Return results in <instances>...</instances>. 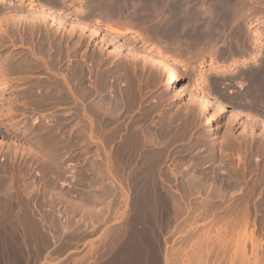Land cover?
<instances>
[{
    "label": "rangeland",
    "instance_id": "374dc122",
    "mask_svg": "<svg viewBox=\"0 0 264 264\" xmlns=\"http://www.w3.org/2000/svg\"><path fill=\"white\" fill-rule=\"evenodd\" d=\"M1 1L0 3L2 4L0 5V9L3 10L0 12V15L3 19L0 16V76L4 75L2 78L0 77V82L2 83H0V174H2L0 175V190L3 192L4 189L7 190L9 188L8 186H10V184L14 188L18 184L21 188L17 187V185L16 189L18 188V192L23 191V194L21 193L23 196L18 193L21 197L17 194L18 196H16L19 198L17 199L15 196L14 200L16 199V204L19 206L15 204L13 209H9L7 191L4 190L5 192L3 193L0 191V194H3L2 196L0 195V264H264V223L261 224L264 222V213H262L264 207V181H262L264 180L262 179L264 178V155L262 154L259 156V154H261L259 151V154L257 153L255 146L257 142L255 144V142L251 143L249 140L245 141L243 135L247 134L245 133L246 131H244V134L243 132L241 133L242 127L240 126L243 125L240 124H243L242 122L248 119L244 112L243 119H246H242V122L241 120H237V123L233 120L235 123L232 121L231 123L233 124H231L228 121L230 120L228 118L230 117V111L232 109L239 110L240 106H238V108L235 104L231 105L232 103L230 104V102L227 103L228 101H226V103L231 106L227 105L228 111L224 112L219 118L221 129L216 138V142H219L221 145L218 143V147L214 149L216 151L213 149L212 151L210 149L211 146L208 145L209 139L206 137L209 128V125L205 122L206 114L200 112L197 105L194 106L191 104L187 100V96H174V99L170 97L171 94L167 92L164 86V75L158 70V67L152 64H150L151 66L146 64L143 58H140V61L139 59H135V61L128 53L118 54L114 51L113 45H111L109 49H103L97 39L90 35L88 36V33L83 30H80V32L78 28L75 33L70 34L72 36H70L71 38L69 37L70 39L68 40V36L64 35L66 32H69L67 28L60 30L47 21L48 23L41 27L42 31L46 30L43 32L45 34L43 36V34L40 33L41 30L37 27L38 21L30 22L29 20L32 15L30 11L34 9L33 11L41 12L42 8L43 11H47L50 4L53 8L50 6L51 8L49 10L56 11L59 9V12H53L58 18L64 13L65 16L63 15L60 19L65 20L67 23H69V21L71 23V21L73 22L75 19L79 18L81 20L82 17V21H84V13H81V11H85V6H83L85 0H61L62 3L60 0H57V2L59 1L57 4L55 0L54 2L52 0L49 4L47 3L50 2V0H42L43 3L41 0H31V2H29L30 0ZM5 2H7V4ZM80 2H82V4ZM59 3L61 5H58ZM10 4L15 5V12L18 16L16 19H19V16L22 17H20V21L17 20L19 23L16 20H14V22L11 21V27L13 23L16 24L13 25V35L9 38L8 34L11 33L12 28H8L10 27L8 23L10 21H8V19L6 20L5 17H8L10 11L5 7ZM19 4L23 7H20ZM31 4L32 6H30ZM18 6L21 9L18 8ZM27 6H30L31 9ZM82 7L83 9H81ZM4 8L6 10H4ZM78 9L79 11L77 14L76 11ZM69 13L71 14L69 15ZM26 15H29V18ZM66 17H68L67 20L65 19ZM23 19L26 20L21 21ZM97 20H99L97 16L92 18V20L88 22L90 23L89 26H95ZM28 21L30 23L26 25L25 23ZM95 21L96 23H93ZM7 23L8 25L6 26L5 24ZM31 23H35L34 25L36 26ZM102 26L104 28L106 25L102 24L101 28ZM35 27L38 31L35 30ZM44 27H51V29H44ZM31 28H33V32H31ZM138 29L140 28L138 27ZM53 30H56V32ZM82 33L85 36L81 35ZM104 33L109 34L105 35L108 39L109 36L110 40L114 38L110 30L102 29L101 34L104 35ZM76 34H78V37ZM52 35L54 36L52 37ZM130 35H134V33L125 34L123 37L116 39V41L119 40L122 42L123 40L126 46H134L135 43L133 39L135 37L129 40ZM41 36H43L42 38H45L46 41L48 40L43 44L47 50L39 43L43 41ZM45 36H48V38ZM65 39L67 40L65 41ZM263 39L264 38L261 40L263 41ZM56 41L58 43H56ZM131 41L133 43H131ZM32 42L34 44H32ZM48 42H52L54 46L51 45L54 48L51 46V49L49 46L50 43ZM65 42L67 44L64 46ZM73 42L77 44L75 45L76 47ZM47 43L49 47H46ZM60 44L62 47L59 46ZM37 46L41 47L38 48ZM70 46L71 48H69ZM151 46V44L145 46L146 50L144 49L142 52L144 53L149 50ZM41 48H43L44 51H42ZM34 50L37 51V53H35ZM48 50H50V52H48ZM157 50L158 48L153 50L154 53L152 52L155 56L157 54L155 51L157 52ZM52 51L54 53H52ZM15 52L17 55L19 53V55L17 56ZM42 54L44 56H42ZM11 55H13L15 59ZM54 56H57L58 59ZM5 57L9 59H5ZM35 58H37V60ZM170 63L174 66L178 63L176 66L179 67V71L185 73L189 70L191 74V63H186L185 59H170L169 64ZM205 63H207V61L192 67L195 71H198L197 69L205 71L210 67L206 66ZM201 64L203 66H201ZM217 68L214 67L211 74L214 75L216 72L218 74L219 72L216 71ZM230 68L240 69L241 67L233 66ZM214 71L216 72L214 73ZM189 73L184 75L183 82L187 85L188 91L190 90L189 93L194 91L193 94H197L198 90L194 88V79H191ZM208 75L210 74H205L202 79L203 83L207 84L204 85L200 83L203 90L201 92L199 91L197 96L207 94L211 100H213V97L221 98L209 91V87L207 86L209 81ZM4 76L7 80L4 79ZM2 79L4 82H2ZM232 88H234V86ZM203 91H209L210 93L203 94ZM34 92L36 93L32 94ZM62 94L64 95L63 99ZM33 95H35V97L37 95V97L35 98ZM58 96L61 97L59 98ZM10 102L12 105L8 104ZM12 110L16 112L13 113ZM76 111L77 113H73ZM5 112L6 114H4ZM61 114L65 115L61 116ZM77 114L79 115L77 116ZM74 115L76 117H71ZM70 117L71 119H69ZM12 118L14 120H12ZM73 118L77 123V131H75L73 127ZM8 119H10V121ZM246 122H244V124H246ZM41 126H44V128ZM36 129L37 131H35ZM60 129H64L65 131ZM68 129H70V131ZM41 130L46 133L43 131L40 132ZM24 131L25 133L27 132L28 135L27 133L25 134ZM229 132L231 133L228 135V139L227 134H229ZM60 136L61 138L59 140ZM233 137L235 139L238 138L236 140L239 142L237 141V143L236 140H233ZM239 137H242V140ZM53 140H55V142ZM58 141L59 143H57ZM229 141L230 143H228ZM242 142H244L246 146L244 143L242 144ZM226 143L231 145L228 146ZM225 144L227 146H225ZM56 145L58 148L62 147L64 151L63 149H58ZM207 145L208 147H206ZM232 145L238 146V148ZM247 145L251 146L247 147ZM39 146L42 148L40 149ZM50 146H53V148L51 147L52 150H50ZM225 147L229 148L227 149ZM36 148L38 153H36ZM224 148L227 152L223 150ZM53 150L54 152L57 151L58 154L63 157L61 160L59 155L61 163L64 165H62V167L65 168V170L63 168L65 174L62 172L64 175L62 178L64 180H61L63 183L58 182L57 184L59 186L58 189L60 188L62 198H59L54 194L55 192H52L54 189L50 191L51 193L48 192L49 194H46L48 198L44 197L46 196L45 193L44 195L42 193L45 192L44 177L41 174L42 170H44L43 164H45L43 156L53 158L52 155H47L53 154ZM104 150L107 156L109 154L111 155L108 157L111 159L113 158L112 160L109 158L111 161H108V157H105L106 153ZM224 151L227 154L223 153ZM213 152H215L216 155ZM238 152L244 156H241ZM37 154L42 155L39 157H41L40 160L43 163L38 161L39 159H33L39 158L34 157V155L37 156ZM125 155L127 156L125 157ZM121 157H123V159ZM130 157L131 159H129ZM259 158L262 159L260 160ZM31 159H33L35 163ZM256 159L257 162H255ZM129 160L130 163H128ZM149 160L152 161V164ZM240 161H242V163ZM110 162L112 164H110ZM249 162L254 166L258 163V166L256 165L254 169V166ZM246 163L248 166L245 167ZM111 167L115 171H112ZM119 167H121L122 170ZM8 168V173L10 174L6 173ZM40 169L42 170L40 171ZM109 170H111V172ZM17 172H19L20 175ZM248 172L249 174H247ZM197 173L199 175H197ZM239 173H241V175ZM8 175L10 179L11 177L14 179L12 178V180H10L6 178ZM196 176L198 181L195 179ZM132 178L136 179L133 180ZM37 179H39L41 183H39V181L37 182ZM30 180L31 182L34 181V187L33 183H30ZM242 181L243 185L241 184ZM5 182H7V184L10 183L6 185ZM261 182L263 184H261ZM23 183L26 188L23 186ZM4 186L8 188H4ZM251 186H253V188H251ZM29 187H33L34 189H29ZM27 188L31 190L29 193L26 192L28 191ZM216 191L220 194L215 193ZM35 192L38 194H35ZM248 193L250 194L248 195ZM26 194H30L28 195L29 199L25 198L27 196ZM32 194L35 197L31 196ZM41 194L43 196H41ZM51 194H53V196ZM55 195L56 198L54 197ZM44 198H46L45 201L43 200ZM54 198L56 200H54ZM249 198H252V200ZM34 202H36V204H34ZM54 203L56 207L54 206L55 208L53 209L50 206L54 205ZM37 204L39 206H37ZM259 205H263V207Z\"/></svg>",
    "mask_w": 264,
    "mask_h": 264
},
{
    "label": "bare ground",
    "instance_id": "6f19581e",
    "mask_svg": "<svg viewBox=\"0 0 264 264\" xmlns=\"http://www.w3.org/2000/svg\"><path fill=\"white\" fill-rule=\"evenodd\" d=\"M1 1V0H0ZM9 1V0H8ZM36 1V0H35ZM42 1V0H41ZM51 1L52 0H50V2H48L47 4H49V3H51ZM56 2V4L59 2H57V0H55ZM61 1V0H60ZM64 1V0H63ZM78 1V0H77ZM174 1V0H173ZM178 1V0H177ZM181 1V0H180ZM185 1V2H184ZM182 0V3L183 4H180V6H176V5H173V6H171L169 3H167V1L166 0H85V2H84V4H83V6H85L84 8H85V11L84 12H82L81 11V9H83V7L80 9V11H81V13H84V21H82L83 20V17L81 18V20H80V18L79 19H75L73 22L71 21V23H70V21H69V23H67L65 20H63V19H60L63 15H64V13H63V15L61 16L60 14V18H58V16H56L55 15V13L54 12H57L58 10H56V11H50L49 9L52 7L50 4H49V8L47 9V11H43V8L41 9L42 11L41 12H36V11H30V12H32V13H30V14H32L31 15V19L28 17L29 15H26L28 18H29V20H30V22L32 21V22H37L38 21V26L37 27H39V30H41V32L40 33H42L43 34V36L45 35L43 32H45L46 30H44V31H42V29H41V27L43 26V25H45L46 23H48V22H50V24L52 25V26H55L56 28H58V29H66L67 28V30L69 31L68 33H69V35H68V33L66 32V34H64V35H67L68 36V40L71 38L70 36H72V35H70V34H73V33H75L78 29H79V31L80 30H83V31H85V32H87L88 33V36L90 35L91 37H93V38H95V39H97V41L100 43V46L103 48V49H109L110 48V46L111 45H113V49H114V51H116L118 54L119 53H128L129 55H130V57L132 58V59H139V61H140V58H143L144 60V62L146 63V64H152V65H155L156 67H158V70H160L161 72H162V74L164 75V78H165V81H164V86H165V89L167 90V92H169L171 95H170V97H172L173 99H174V96H184V97H186L187 96V100L191 103V104H193L194 106L195 105H197L198 107H199V110H200V112H202V113H205L206 114V120H205V122L207 123V125H209V128H208V131H207V138L209 139V144L208 145H210L211 147H210V149L212 150H214V149H216V147H218L217 146V144L219 143H217L216 142V138H217V136H218V134H219V131H220V129H221V125L219 124V118L224 114V112H226V111H228L227 110V103H229V102H227L226 103V101H224L223 99H221V98H214L213 97V100H211V98L207 95V94H205V93H208V92H205V91H203V94H205V95H199V96H197V94L199 93V91L201 92L202 90H203V88L201 87V84L203 83V81H202V79L204 78V76H205V74H210L211 75V72H212V69L214 68V67H219V68H217L216 69V71H218L219 73L217 74V72L216 71H214V73L216 72V76L215 77H213V76H211V77H213L211 80L213 81V83H215V84H212V85H218L223 79L225 80V78H226V80L229 78V76H228V78L227 77H225V76H227L226 75V73H230V71L231 72H233V68H230V67H235V66H240L241 68L239 69L240 71L238 72V70H237V75L240 77V81H237V80H235V81H237V84H238V87L237 88H239L238 90H237V88L236 89H234L235 91H237L238 92V94H236V95H238V97H239V99L241 100V104L239 105L240 106V108H239V110H237V109H232L230 112V117H228L230 120H228L229 121V123H231L233 120L234 121H236L237 122V120H241V122H242V119H243V116H244V113L246 114V116H247V118L248 119H246V121H244V122H246V124H244V122H242L243 124H240V125H243V126H240V127H242V130H241V133L243 132V134H244V131H246L245 133H247V134H244L243 135V137L245 138V141H247V140H249V142H255V144H256V142H257V144L255 145L256 146V149H257V153H258V151L261 153V154H259V156H261L262 154L264 155V64H263V61L261 62L262 63V65H256V66H245L246 64H248L249 62H257V55H258V51L256 50V47L258 46V45H260V44H262V36H264V33L262 32V31H259L257 28V30L255 29V27H257V26H255L254 27V25H252L253 23H251L252 21V19L250 20L251 22L250 23H248L249 21H248V19H249V15L250 14H248V12H247V8L248 7H246L245 6V4H243L242 3V1H244V0ZM246 1V0H245ZM256 1H258V0H256ZM264 0H259L258 1V7H256V6H254V7H256V8H258L259 9V11H257L255 14H257V16H258V18H260V19H262V20H264V2H263ZM1 2H3V0L1 1ZM10 2V1H9ZM8 2V3H9ZM29 2H31V0L29 1ZM40 2V1H39ZM45 2H47V1H45ZM44 2V3H45ZM53 2H54V0H53ZM71 2V1H70ZM74 2V1H73ZM83 2V1H82ZM82 2H80L81 4H82ZM170 2V1H169ZM171 2H172V0H171ZM170 2V3H171ZM6 4H7V2H5ZM12 3V2H11ZM21 3V2H20ZM36 3V2H35ZM42 3H43V1H42ZM61 3H62V1H61ZM177 3V2H176ZM247 3V2H246ZM256 3V2H255ZM2 3H0V5H1ZM16 4H17V2H16ZM23 4V3H22ZM33 4V3H32ZM32 4L30 5V6H32ZM54 4V3H53ZM76 4H78V3H76ZM173 4V3H172ZM250 4V3H249ZM253 4V3H252ZM257 4V3H256ZM4 5V4H3ZM20 5V4H19ZM25 5V4H24ZM46 5V4H45ZM55 5V4H54ZM58 5H61L60 3L58 4ZM57 5V6H58ZM67 5V4H66ZM68 5H69V3H68ZM71 5V4H70ZM72 5H73V3H72ZM248 5V4H247ZM255 5V4H254ZM30 6L28 7V8H30ZM42 6V5H41ZM46 6H48V5H46ZM51 6V7H50ZM79 6V5H78ZM250 6H251V4H250ZM17 7V6H16ZM20 7H23V6H21L20 5ZM19 6H18V8H20ZM44 7V6H43ZM59 7V6H58ZM65 7V6H64ZM63 7V8H64ZM67 7V6H66ZM253 7V8H254ZM2 8H3V6H2ZM5 8H7V9H9L8 11H10L9 13H8V17H5L6 18V20L8 19V21H10V22H8L9 24H10V27H8V28H12L11 29V33L10 34H8L6 31V33L9 35L8 37L10 38L12 35H13V30H14V28H13V25L14 24H16V23H13L12 24V27H11V21H13L14 22V20H19V19H21L20 17H22V16H19V19H16V18H18V16L16 15V12H15V5H6V7ZM4 8V10H6ZM33 8V7H32ZM45 8V7H44ZM53 8V7H52ZM54 8H55V6H54ZM62 8V9H63ZM73 8H74V6H73ZM76 8H79V7H76ZM21 9V8H20ZM24 9V8H23ZM22 9V10H23ZM27 9V8H26ZM31 9V8H30ZM46 9V8H45ZM44 9V10H45ZM57 9V8H56ZM3 9H0V12L2 11ZM22 10H21V12H22ZM25 10V9H24ZM28 10V9H27ZM36 10V9H35ZM49 10V11H48ZM70 10V9H69ZM246 10V11H245ZM255 10V9H254ZM60 11V10H59ZM58 11V12H59ZM62 11V10H61ZM66 11V10H65ZM76 11V10H75ZM78 11H79V9L76 11V13L78 14ZM248 11H251L252 12V9L250 10H248ZM18 12V11H17ZM2 13H4V12H2ZM1 13V14H2ZM25 13H26V11H25ZM27 13H28V11H27ZM67 13V12H66ZM71 13H72V11H71ZM71 13H69V15L71 14ZM95 13H97L98 15H96ZM250 13V12H249ZM5 14V13H4ZM4 14H2V15H4ZM18 14V13H17ZM56 14H58V13H56ZM68 14V13H67ZM80 14V13H79ZM252 14V13H251ZM254 14V13H253ZM254 14V15H255ZM6 15H7V13H6ZM19 15V14H18ZM22 15V14H21ZM1 16V15H0ZM5 16V15H4ZM24 16V15H23ZM26 16H25V18H26ZM65 16V15H64ZM67 16V15H66ZM78 16V15H77ZM80 16V15H79ZM95 16H97V17H99V20H97V24L95 25V26H93V27H90L89 26V24L90 23H88V22H90L91 20H92V18H95ZM250 16H252V15H250ZM2 17V16H1ZM256 17V16H255ZM24 18V17H23ZM67 18L68 17H66L65 19L67 20ZM70 18V17H69ZM1 19V18H0ZM2 19H3V17H2ZM27 19V18H26ZM25 19V20H26ZM24 19L23 20H21V21H25ZM94 20H96V19H94ZM257 20V19H256ZM3 21H5V20H3ZM15 21V22H16ZM20 21V20H19ZM19 21H17L18 23H19ZM48 21V22H47ZM86 21V22H85ZM2 22V21H1ZM7 22V21H6ZM29 21L27 22V23H25L26 25H29V23H30ZM255 22V21H254ZM262 23L264 22V21H261ZM8 23L7 24H5L6 26L8 25ZM93 23H96V21L95 22H93ZM3 24V23H2ZM31 24H33V23H31ZM35 24V23H34ZM33 24V25H34ZM102 24H105L106 26L103 28V26H102V28H101V25ZM142 24H144V25H148V24H150L149 26H150V29L152 28V31L154 32V34L155 35H153V37L154 36H156L157 37V34L159 33H165V34H167L169 37H170V40H169V42H171V43H173L175 40H177V39H181L180 37H182V39L184 40V38L183 37H186V38H188V39H190L191 40V43H193V44H196L197 46H199L200 47V49H209V51H211V53L209 52V53H207L208 55L209 54H211L210 56L211 57H213V53H212V51H214L215 52V50L217 51L218 49H217V42L218 41H220L223 37H225V38H227L226 36L228 35V37L229 36H231V35H233L234 36V34L232 33V34H230L229 35V33L232 31V32H234L235 33V36L233 37L234 38V40L236 41L235 43V45H237V43H239L238 45H240V39H241V36L243 37L242 38V41L241 42H243V43H245V41H249V43L253 46V47H249L248 49H250V48H254V50H253V52H251L250 51V53H248L247 52V54H245L246 53V51H242L244 54H242V55H240V56H238V57H235V56H233V57H230V58H227V60H225L224 61V65H222V66H212V65H214L213 64V61L215 62V60H213V58H211L213 61H211V63H209L211 66L209 67V70L208 71H201L200 69H197L198 71H195V69L193 68V67H191V74L189 73V70H187L185 73L183 72H181V71H179V67H177L176 65L178 64H176L175 66L174 65H172L171 63L169 64V61H170V59L171 58H169L170 57V55H172L173 53H171V50H170V48H169V46H168V48H169V50H170V53H168L169 52V50L167 49V46H166V44H164L163 42H164V40L166 41V39H164V37H162L163 36V34H161L162 36L160 37H158V38H154L155 39V44H157L158 45V50H157V52L155 51V53H157L156 54V56L153 54L154 52H153V50H156L157 48L156 47H154V46H152L149 50H147V51H145L144 53L142 52L144 49H145V46L148 44V42L149 41H154V40H152V38L150 37V36H147L146 34H144L142 31H140V29H138V26H140V25H142ZM245 24H246V26H245ZM255 24H257V23H255ZM0 25H1V23H0ZM32 25V26H33ZM48 25V24H47ZM92 25V24H91ZM3 26V25H2ZM1 26V27H2ZM34 26H36V25H34ZM34 26H33V28H34ZM50 26V25H49ZM149 26H147V27H149ZM4 27V26H3ZM21 27V26H20ZM140 27H143V25L142 26H140ZM139 27V28H140ZM4 28H6V27H4ZM3 28V29H4ZM33 28H31L32 30H31V32H33ZM48 28H50L51 29V27H44V29H48ZM78 28V29H77ZM144 28V27H143ZM253 28L255 29V30H253ZM258 28H259V26H258ZM1 29V28H0ZM3 29H2V31H3ZM16 29V28H15ZM52 29H53V27H52ZM55 29V28H54ZM102 29H104V30H110V32L113 34V39L112 40H110V36H109V39L107 38V37H105V35L107 34H105L104 33V35H102L101 34V30ZM259 29H261L262 30V28L260 27ZM6 30V29H5ZM29 30V29H28ZM35 30H36V27H35ZM263 30H264V28H263ZM36 31H38V30H36ZM54 31V30H53ZM58 31V30H57ZM147 31H150V30H147ZM152 31L149 33V34H151V36H152ZM9 32V31H8ZM30 32V31H29ZM50 32V31H49ZM54 32H56V30L54 31ZM81 32V31H80ZM146 32V31H145ZM15 33V32H14ZM19 33V32H18ZM18 33H17V35H18ZM52 33V32H51ZM64 33V32H63ZM128 33H134L135 35H137L138 36V38H134L133 39V42L135 43L134 44V46L132 45V46H126V44H124L123 43V40H122V42L121 41H116V39H118V38H121V37H123L125 34H128ZM1 34V33H0ZM5 34V33H4ZM26 34H28V33H26ZM33 34V33H32ZM36 34V33H35ZM37 34H38V32H37ZM48 34V33H47ZM52 34H54V33H52ZM148 34V35H149ZM158 34V35H159ZM164 34V35H165ZM226 34V35H225ZM3 35V34H2ZM15 35V34H14ZM23 35V34H22ZM77 35V37H78V34H76ZM81 35H84L83 33L81 34ZM107 35H109V34H107ZM244 35V36H243ZM29 36H30V34H29ZM40 36V35H39ZM43 36H41V39H43V41L42 42H39V43H41V45H43V44H45L47 41H46V39L45 38H42ZM54 35H52V37H53ZM85 36V35H84ZM132 36V35H131ZM131 36H129V37H131ZM3 37V36H2ZM7 37V38H8ZM14 37V36H13ZM46 37V36H45ZM55 37H56V35H55ZM64 37V36H63ZM70 37V38H69ZM165 37H166V35H165ZM168 37V38H169ZM232 37V36H231ZM35 38V37H34ZM37 38V37H36ZM46 38H48V36L46 37ZM65 38V37H64ZM159 38H163L164 40H163V44L165 45V47H166V49L164 48V50H168V56L164 53V50L162 49L163 47H164V45H161V40L159 39ZM167 38V37H166ZM185 38V41L187 40ZM6 39V38H5ZM12 39V38H11ZM33 39V38H32ZM53 39V38H52ZM60 39H61V37H60ZM63 39V38H62ZM78 39V38H77ZM80 39H82V38H80ZM171 39H172V41H171ZM230 39V38H229ZM232 39V38H231ZM8 40V39H7ZM15 40V39H14ZM24 40V39H23ZM35 40V39H34ZM40 40V39H39ZM67 39H65V41H66ZM76 40V39H75ZM113 40H115V41H113ZM125 40V39H124ZM129 40H132L131 38L129 39ZM142 40V41H141ZM264 40V39H263ZM1 41V40H0ZM127 41V40H126ZM140 41H141V43H140ZM181 41V40H180ZM179 41V42H180ZM188 41V40H187ZM224 41V40H223ZM228 41V40H227ZM227 41H225L224 43L226 44V45H228L226 42ZM230 41V40H229ZM228 41V42H229ZM10 42V41H9ZM21 42V41H20ZM54 42V41H53ZM78 42V41H77ZM80 42V41H79ZM132 41H131V43H133ZM179 42H176V44L177 43H179ZM230 42H232V40L230 41ZM48 43H50V42H48ZM47 43V45H46V47H49L50 46V48H51V46L53 45V43L51 42L50 43V45ZM56 43H58L57 41H56ZM60 43V42H59ZM64 43V42H63ZM72 43V42H71ZM130 43V44H131ZM138 43H140V44H138ZM167 43V42H166ZM181 43H182V45H183V42L181 41ZM181 43H180V45H181ZM191 43H189V45L191 46L192 44ZM209 43H213V44H209ZM217 43V44H216ZM222 43V42H221ZM223 43V44H224ZM233 43H234V41H233ZM243 43H241V44H243ZM5 44V43H4ZM3 44V45H4ZM9 44V43H8ZM26 44V43H25ZM32 44H34L33 42H32ZM52 44V45H51ZM55 44V43H54ZM67 43L65 42V44H64V46L66 45ZM73 44H74V42H73ZM129 44V43H128ZM168 44V43H167ZM184 44H185V42H184ZM187 45H188V43H186ZM246 44H247V42H246ZM12 45V44H11ZM30 45V44H29ZM39 45V44H38ZM49 45V46H48ZM63 45V44H62ZM75 45H77L76 43L74 44V46ZM174 45H175V43H174ZM179 44H177L176 46H178ZM195 45V46H196ZM222 45V44H221ZM220 45V47H222V49H223V47H225L226 45H223V46H221ZM231 45H232V43H231ZM243 45H245V44H243ZM263 45V44H262ZM1 46H2V43H1ZM19 46V45H18ZM36 46V45H35ZM44 46V48H45V45H43ZM42 46V47H43ZM54 46V45H53ZM52 46V48H54ZM59 46H61V44L59 45ZM68 46V45H67ZM163 46V47H162ZM176 46H174V47H176ZM184 47H185V45H183ZM190 46L189 47H187L186 49L189 51V49L188 48H190ZM247 47L249 46L248 44L246 45ZM246 46L244 47L245 49H246ZM38 47V46H37ZM39 47H41V46H39ZM38 47V48H39ZM62 47V46H61ZM76 47V46H75ZM172 47V46H171ZM183 47V48H184ZM192 47V46H191ZM198 47V48H199ZM219 47V48H220ZM236 47V46H235ZM3 48V47H2ZM34 48V47H33ZM33 48H32V50H33ZM36 48V47H35ZM49 48V49H50ZM51 48V49H52ZM65 48V47H64ZM69 48H71V46L69 47ZM156 48V49H155ZM198 48H194L195 50H197ZM228 48H229V46H228ZM233 48V47H232ZM240 48H242V47H240ZM244 48H242V49H244ZM261 48V47H260ZM37 49V48H36ZM42 49V51H44L43 50V48H41ZM46 49V48H45ZM66 49V48H65ZM68 49V48H67ZM73 49V48H72ZM77 49V48H76ZM79 49V48H78ZM175 49V48H174ZM176 49H178V48H176ZM185 49V50H186ZM193 49V47L191 48V52L194 50H192ZM222 49H219V50H222ZM225 49H226V47H225ZM237 49V48H236ZM235 49V50H236ZM10 50V49H9ZM21 50V49H20ZM47 50V49H46ZM53 50H55V49H53ZM60 50H62V49H60ZM64 50V49H63ZM146 50V49H145ZM186 50V51H187ZM199 50V49H198ZM239 50V49H238ZM238 50H236V51H238ZM16 51V50H15ZM26 51V50H25ZM41 51V50H40ZM66 51V50H65ZM65 51H64V53H65ZM73 51V50H72ZM174 51V50H173ZM172 51V52H173ZM176 51V50H175ZM174 51V52H175ZM185 51V52H186ZM202 51V50H201ZM201 51H198L197 53H195V52H193L192 54V56H191V59H189V60H187L186 61V63H188L190 60H192L191 62L193 63V59L196 61V62H200V63H202L203 62V60H204V58H205V54L203 53V52H201ZM225 51V50H224ZM224 51L222 50V52L224 53ZM227 51H230V50H228L227 49ZM234 51V50H233ZM235 51V52H236ZM2 52V51H1ZM21 52V51H20ZM34 52L35 53H37V51H35L34 50ZM48 52H50V50H48ZM47 52V53H48ZM60 52V51H59ZM63 52V51H62ZM66 52H68V51H66ZM70 52V51H69ZM153 52V53H152ZM166 52V51H165ZM178 52H179V50H178ZM178 52H175V53H178ZM182 52H183V50H182ZM208 52V51H207ZM240 52V51H239ZM263 52H264V47H263ZM16 53V52H15ZM31 53V52H30ZM44 53V52H43ZM52 53H54L53 51H52ZM75 53V52H74ZM174 53V54H175ZM187 53V52H186ZM189 53V52H188ZM231 53H232V51H231ZM9 54V53H8ZM26 54V53H25ZM32 54H33V52H32ZM40 54V53H39ZM63 54V53H62ZM69 54V53H68ZM170 54V55H169ZM229 54H230V52H229ZM233 54V53H232ZM239 54V53H238ZM261 54V53H260ZM259 54V55H260ZM264 54V53H263ZM5 55V54H4ZM15 55V54H14ZM16 55H17V53H16ZM18 55H19V53H18ZM17 55V56H18ZM38 55V54H37ZM48 55V54H47ZM50 55H52V54H50ZM56 55V54H55ZM186 55V54H185ZM215 55H216V53H215ZM219 55V57L221 58V56L222 55H220V52H219V54L217 53V56ZM233 55H235V54H233ZM237 55V54H236ZM262 55V54H261ZM7 56V55H6ZM12 57H14L13 55H11ZM20 56H22V55H20ZM35 56V55H34ZM42 56H44L43 54H42ZM58 56V55H57ZM57 56L55 57V58H57ZM66 56V55H65ZM172 56H174V55H172ZM171 56V57H172ZM181 56V55H180ZM189 56H190V53H189ZM207 56V55H206ZM216 56V58L218 59V57ZM224 56H225V54H224ZM224 56H222V57H224ZM227 56H228V54H227ZM3 57V56H2ZM9 57V56H8ZM8 57H5V59L6 58H8ZM28 57V56H27ZM30 57H31V55H30ZM39 57H40V55H39ZM47 57V56H46ZM53 57V58H54ZM67 57V56H66ZM176 57V56H175ZM175 57H172V58H175ZM181 57H183V56H181ZM263 57V56H262ZM4 58V57H3ZM45 58V57H44ZM49 58V57H48ZM61 58V57H60ZM70 58H72V57H70ZM177 58H179V57H177ZM185 58H187V57H185ZM184 58V59H185ZM190 58V57H189ZM208 58V57H207ZM4 59V60H5ZM9 59V58H8ZM14 59H15V57H14ZM13 59V60H14ZM19 59V58H18ZM36 60H37V58H35ZM43 59V58H42ZM58 59V58H57ZM64 59V58H63ZM67 59H68V57H67ZM188 59V58H187ZM206 59V58H205ZM215 59V58H214ZM12 60V61H13ZM22 60V59H21ZM28 60H30V59H28ZM56 60V59H55ZM60 60V59H59ZM133 60V61H134ZM172 60V59H171ZM223 60V59H222ZM261 60H263V58L261 59ZM7 61V60H6ZM6 61H4V62H6ZM9 61V60H8ZM23 61V60H22ZM32 61V60H31ZM136 61V60H135ZM142 61V60H141ZM10 62H11V60H10ZM26 62V61H25ZM34 62H35V60H34ZM46 62V61H45ZM49 62V61H48ZM47 62V63H48ZM58 62V61H57ZM191 62H189V64L191 63ZM198 62V63H199ZM216 62H218V61H216ZM16 63H17V61H16ZM21 63H23V62H21ZM43 63V62H42ZM46 63V64H47ZM58 63H60V62H58ZM58 63H57V65H58ZM219 63V62H218ZM217 63V64H218ZM258 63V62H257ZM7 64V63H6ZM6 64H5V66H6ZM45 64V65H46ZM51 64H53V63H51ZM56 64V63H55ZM76 64V63H75ZM144 64V63H143ZM145 64V65H146ZM194 64H195V62H194ZM220 64H221V61H220ZM222 64H223V61H222ZM9 65V64H8ZM7 65V66H8ZM37 65V64H36ZM73 65H74V63H73ZM144 65V66H145ZM172 65V66H171ZM180 65V64H179ZM216 65V64H215ZM13 66V65H12ZM29 66V65H28ZM32 66V65H31ZM151 66V65H150ZM17 67V66H16ZM15 67V68H16ZM24 67V66H23ZM53 67V66H52ZM60 67V66H59ZM75 67V66H74ZM35 68H36V66H35ZM4 69V68H3ZM11 69V68H10ZM72 70V69H71ZM214 70V69H213ZM235 70V71H236ZM3 72V71H2ZM15 72V71H14ZM45 72V71H44ZM72 72H73V70H72ZM158 72V71H157ZM4 73V72H3ZM2 73V74H3ZM17 73V72H16ZM74 73V72H73ZM189 73V75H191V79L193 78L194 79V83H195V87L194 88H196L197 90H198V93L197 94H193V92L192 93H189V91H188V89H187V85L183 82V78H184V75L185 74H188ZM75 74H77V73H75ZM234 74H236V72H234L233 73V75ZM4 75V74H3ZM2 75V76H3ZM213 75V74H212ZM225 75V76H224ZM2 76H0L1 78H2ZM209 76V75H208ZM225 77V78H222V77ZM232 76V75H231ZM8 77V76H7ZM75 77V76H74ZM157 77V76H156ZM236 77V76H235ZM12 78V77H11ZM31 78V77H30ZM46 78V77H45ZM53 78V77H52ZM78 78V77H77ZM208 78V77H207ZM209 78H210V76H209ZM4 79H5V76H4ZM57 79V78H56ZM192 79V80H193ZM206 79V78H205ZM232 79H236V78H232ZM238 79V78H237ZM3 80V79H2ZM5 80H7V79H5ZM61 80V79H60ZM209 80V79H208ZM186 81V80H185ZM207 81V80H206ZM228 81V80H227ZM2 82H4V80L2 81ZM12 82V81H11ZM47 82V81H46ZM79 82V81H78ZM210 82V81H209ZM223 82V81H222ZM233 82V81H232ZM1 83V82H0ZM7 83V82H6ZM5 83V84H6ZM57 83V82H56ZM201 83V84H200ZM224 83V82H223ZM2 84V83H1ZM5 84H4V86H5ZM30 84V83H29ZM61 84V83H60ZM204 84V83H203ZM207 83H205L204 85H206ZM210 84V83H209ZM209 84L207 85V86H209ZM224 84H226V83H224ZM229 84V83H228ZM37 85V84H36ZM43 85V84H42ZM41 85V86H42ZM77 85V84H76ZM231 85V83L229 84V86ZM232 85H234V83L232 84ZM231 85V86H232ZM1 86V85H0ZM60 86V85H59ZM203 86V85H202ZM230 86V88H232ZM237 86V85H236ZM50 87V86H49ZM101 87V86H100ZM235 87V86H234ZM1 88V87H0ZM3 88H5V87H3ZM31 88V87H30ZM33 88V87H32ZM41 88H43V87H41ZM46 88V87H45ZM59 88V87H58ZM216 88V87H215ZM215 88H213L214 90H215ZM227 88V87H226ZM12 89V88H11ZM24 89H26V88H24ZM23 89V90H24ZM35 89V88H34ZM33 89V90H34ZM44 89V88H43ZM47 89V88H46ZM61 89V88H60ZM190 89V88H189ZM209 89H210V87H209ZM212 89V88H211ZM217 90H218V88H216ZM222 89V88H221ZM225 89V88H224ZM228 89H229V87H228ZM232 89V90H233ZM18 90V89H17ZM20 90V89H19ZM40 90V89H39ZM48 90V89H47ZM57 90V89H56ZM63 90V89H62ZM74 90V89H73ZM102 90V89H101ZM196 90V91H197ZM223 90V89H222ZM226 90V89H225ZM233 90V91H234ZM2 91V90H1ZM26 91V90H25ZM37 91V90H36ZM44 91V90H43ZM42 91V92H43ZM51 91V90H50ZM219 95H221V93H220V87H219ZM227 91V90H226ZM21 92V91H20ZM49 92V91H48ZM60 92V91H59ZM58 92V93H59ZM63 92V91H62ZM211 92H212V90H211ZM223 92V91H222ZM236 92V93H237ZM1 93V92H0ZM17 93V92H16ZM36 92H34V93H32V94H35ZM74 93H75V91H74ZM210 93V92H209ZM231 92H229L228 94H230ZM31 94V93H30ZM42 94V93H41ZM40 94V95H41ZM46 94V93H45ZM193 94V95H192ZM232 94V93H231ZM1 95V94H0ZM19 95V94H18ZM23 95V94H22ZM25 95V94H24ZM28 95V94H27ZM56 95V94H55ZM59 95V94H58ZM63 95V94H62ZM32 96V95H31ZM34 97H35V95H33ZM44 96V95H43ZM72 96H75V95H72ZM103 96V95H102ZM110 96V95H109ZM211 96V95H210ZM215 96V95H214ZM225 96V95H224ZM23 97V96H22ZM21 97V98H22ZM36 97H37V95H36ZM35 97V98H36ZM59 98L61 97V96H58ZM57 97V98H58ZM63 97H64V95L62 96V99H63ZM81 97V96H80ZM225 97H227V96H225ZM8 98V97H7ZM12 98V97H11ZM16 98V97H15ZM18 98V97H17ZM40 98V97H39ZM58 98V99H59ZM66 98V97H65ZM72 98V97H71ZM224 98V97H223ZM67 99V98H66ZM69 99V98H68ZM72 99H74V98H72ZM77 99V98H76ZM13 100H14V98H13ZM17 100H19V99H17ZM36 100H38V99H36ZM16 101V100H15ZM60 101H62V100H60ZM59 101V102H60ZM74 101H76V100H74ZM121 101H122V99H121ZM2 102V101H1ZM9 102V101H8ZM11 102H12V100H11ZM11 102L10 103H8V104H11ZM37 102V101H36ZM40 102H41V100H40ZM64 102V101H63ZM66 102V101H65ZM68 102V101H67ZM77 102V101H76ZM231 102H232V100H231ZM61 103V102H60ZM238 103H240V102H238ZM19 104V103H18ZM38 104H41V103H38ZM37 104V105H38ZM136 104V103H135ZM231 104V103H230ZM12 105V104H11ZM10 105V106H11ZM15 105H16V102H15ZM43 105V104H42ZM57 105V104H56ZM61 105V104H60ZM72 105V104H71ZM70 105V106H71ZM124 105V104H123ZM231 105H233V102H232V104ZM231 105H228V106H231ZM7 106H9V105H7ZM13 106H14V104H13ZM40 106V105H39ZM65 106H66V104H65ZM64 106V107H65ZM74 106V105H73ZM76 106V105H75ZM78 106V105H77ZM97 106V105H96ZM112 106H113V104H112ZM211 106H213V107H211ZM235 106V105H234ZM233 106V107H234ZM16 107V106H15ZM46 107V106H45ZM61 107H63V106H61ZM98 107V106H97ZM115 107H117V106H115ZM120 107V106H119ZM69 108V107H68ZM76 108V107H75ZM82 108V107H81ZM88 108V107H87ZM105 108V107H104ZM112 108V107H111ZM234 108H236V107H234ZM7 109V108H6ZM9 109L11 110V108L9 107ZM9 109H7V110H9ZM14 109V108H13ZM36 109V108H35ZM43 109H44V107H43ZM72 109V108H71ZM78 109V108H77ZM91 109V108H90ZM108 109V108H107ZM15 110V109H14ZM32 110V109H31ZM76 110V109H75ZM242 110V111H241ZM13 111V110H12ZM42 111V110H41ZM40 111V112H41ZM88 111V110H87ZM121 111V110H120ZM14 112H16V111H13V113ZM19 112V111H18ZM43 112V111H42ZM82 112V111H81ZM244 112V113H243ZM8 113V112H7ZM11 113V112H10ZM69 113V112H68ZM73 113H77V111L76 112H73ZM99 113V112H98ZM97 113V114H98ZM4 114H6V112L4 113ZM9 114V113H8ZM12 114V113H11ZM27 114H28V112H27ZM65 114H67V113H65ZM65 114H61V116L62 115H65ZM87 114H88V112H87ZM90 114V113H89ZM103 114V113H102ZM104 114H105V112H104ZM22 115V114H21ZM71 115V114H70ZM79 114H77V116H78ZM85 115V114H84ZM9 116H10V114H9ZM85 116H87V115H85ZM84 116V117H85ZM103 116V115H102ZM108 116V115H107ZM228 116H229V114H228ZM12 117V116H11ZM64 117V116H63ZM67 117V116H66ZM71 117H76L75 115L74 116H71ZM71 117L69 118V119H71ZM100 117V116H99ZM115 117V116H114ZM227 117V116H226ZM62 118V117H61ZM60 118V119H61ZM65 118V117H64ZM78 118V117H77ZM68 119V118H67ZM76 119V118H75ZM88 119V118H87ZM245 119H243V120H245ZM9 121H10V119H8ZM12 120H14L13 118H12ZM73 121H74V118L72 119ZM78 120V119H77ZM83 120V119H82ZM102 120H104V119H102ZM66 121H68V120H66ZM84 121V120H83ZM90 121V120H89ZM95 121H96V119H95ZM228 121H227V123H228ZM233 121V122H234ZM109 122V121H108ZM92 123V122H91ZM133 123V122H132ZM235 123V122H234ZM238 123V122H237ZM33 124V123H32ZM40 124V123H39ZM61 124V123H60ZM68 124V123H67ZM70 124V123H69ZM72 124V123H71ZM174 124V123H173ZM231 124H233V123H231ZM66 125V124H65ZM65 125H64V127H65ZM78 125H79V122H78ZM103 125V124H102ZM223 125V124H222ZM230 125V124H229ZM236 125H239V124H236ZM60 126H62V125H60ZM68 126V125H67ZM70 126V125H69ZM32 127V126H31ZM42 127V126H41ZM48 127V126H47ZM63 127V128H64ZM74 130L75 131H77V123L74 121ZM94 127V126H93ZM235 127V126H234ZM233 127V128H234ZM42 128H44V126L42 127ZM61 128V127H60ZM70 128V127H69ZM79 128V127H78ZM118 128V127H117ZM230 128V127H229ZM260 128V129H259ZM39 129V128H38ZM66 129V128H65ZM70 129H72V128H70ZM70 129H68L69 131H70ZM80 129V128H79ZM235 129H236V127H235ZM45 131H47L46 129H44ZM56 130V129H55ZM60 130H62V129H60ZM64 130V129H63ZM62 130V131H63ZM33 131V130H32ZM35 131H37V129L35 130ZM35 131H33V132H35ZM39 131V130H38ZM43 130H41L40 132H42ZM45 131H43V132H45ZM51 131V130H50ZM61 131V132H62ZM65 131V130H64ZM95 131V130H94ZM93 131V132H94ZM140 131V130H139ZM231 131H232V129H231ZM233 131H235V130H233ZM52 132V131H51ZM53 132H54V130H53ZM56 132V131H55ZM57 132H58V130H57ZM24 133H25V131H24ZM27 133V132H26ZM25 133V134H26ZM46 133V132H45ZM76 133H78V132H76ZM76 133H74V134H76ZM90 133V132H89ZM96 133V132H95ZM228 133V132H227ZM230 133L231 132H229V134H227V137H228V135H230ZM241 133H240V135H241ZM33 134V133H32ZM34 134H36V133H34ZM37 134H38V132H37ZM43 134V133H42ZM27 135H28V133H27ZM47 135V134H46ZM45 135V136H46ZM53 135V134H52ZM52 135H49V136H52ZM56 135V134H55ZM61 135V134H60ZM77 135V134H76ZM86 135V134H85ZM92 135V134H91ZM112 135V134H111ZM234 135V134H233ZM236 135V134H235ZM39 136H40V134H39ZM89 136V135H88ZM27 137V136H26ZM32 137H33V135H32ZM35 137H38V136H35ZM55 137V136H54ZM76 137V136H75ZM226 137V138H227ZM34 138V137H33ZM53 138V137H52ZM52 138H51V140H52ZM60 138H61V136L59 137V140H60ZM67 138H68V135H67ZM106 138V137H105ZM112 138V137H111ZM134 138V137H133ZM139 138V137H138ZM137 138V139H138ZM149 138V137H148ZM234 138V137H233ZM240 138V137H239ZM242 138V137H241ZM240 138V139H241ZM41 139V138H40ZM43 139H44V137H43ZM55 139V138H54ZM57 139V138H56ZM76 139V138H75ZM107 139V138H106ZM144 139V138H143ZM207 139V140H208ZM228 139H229V137H228ZM227 139V140H228ZM236 139H238V138H236ZM235 138L233 139V140H236ZM89 140V139H88ZM135 140V139H134ZM242 140V139H241ZM244 140V139H243ZM54 142H55V140H53ZM62 141V140H61ZM79 141V140H78ZM84 141V140H83ZM138 141V140H137ZM143 141V140H142ZM146 141V140H145ZM148 141V140H147ZM152 141H153V139H152ZM231 141H232V139H231ZM238 140H236V142H237ZM87 142V141H86ZM135 142V141H134ZM149 142V141H148ZM150 142H151V140H150ZM239 142V141H238ZM237 142V143H238ZM28 143V142H27ZM37 143V142H36ZM45 143V142H44ZM53 143V142H52ZM57 143H59V141L57 142ZM72 143V142H71ZM141 143V142H140ZM223 143H224V141H223ZM228 143H230V141L228 142ZM241 143V142H240ZM244 142H242V144H243ZM29 144V143H28ZM35 144V143H34ZM38 144V143H37ZM42 144V143H41ZM61 144V143H60ZM60 144H58V145H60ZM67 144H68V142H67ZM227 144V143H226ZM225 144V146H227ZM236 144V143H235ZM242 144H239V145H242ZM245 144V143H244ZM53 145H55V144H53ZM62 145H63V143H62ZM72 145V144H71ZM76 145V144H75ZM129 145V144H128ZM131 145V144H130ZM206 145V144H205ZM208 145L206 146V147H208ZM219 145H221L220 143H219ZM231 145V144H230ZM230 145H228V146H230ZM238 145V144H237ZM42 146V145H41ZM90 146V145H89ZM100 146V145H99ZM108 146V145H107ZM139 146V145H138ZM151 146V145H150ZM150 146H148V147H150ZM233 146V145H232ZM245 146H246V144H245ZM245 146H244V148H245ZM248 146H251V145H247V147ZM254 146V145H253ZM34 147V146H33ZM32 147V148H33ZM40 147V146H39ZM51 147L53 148V146H50V150H52L51 149ZM55 147V146H54ZM56 147H57V145H56ZM60 147V146H59ZM64 147V146H63ZM130 147V146H129ZM136 147V146H135ZM224 147V146H223ZM233 147H237L238 148V146H233ZM241 147H243V146H241ZM42 147H40V149H41ZM58 148V147H57ZM56 148V149H57ZM225 148H227V147H225ZM223 149V150H225L226 152H227V150L226 149ZM229 148V147H228ZM227 148V149H228ZM236 148V149H237ZM55 149V150H56ZM58 149H63L62 147L61 148H58ZM57 149V150H58ZM85 149V148H84ZM91 149V148H90ZM148 149V148H147ZM208 149V148H207ZM219 149V148H218ZM220 149H221V147H220ZM231 149V148H230ZM240 149V148H239ZM246 149V148H245ZM245 149H244V151H245ZM249 149V148H248ZM36 150V153H38L37 152V148L35 149ZM38 150H39V148H38ZM102 150V149H101ZM117 150H118V148H117ZM122 150V149H121ZM145 150V149H144ZM153 150H154V148H153ZM212 150V151H213ZM250 150H251V148H250ZM249 150V151H250ZM32 151H34V150H32ZM48 151V150H47ZM63 151H64V149H63ZM89 151V150H88ZM90 151H93V150H90ZM95 151H97V150H95ZM99 151V150H98ZM105 151V150H104ZM119 151V150H118ZM137 151V150H136ZM136 151H135V153H136ZM148 151V150H147ZM208 151V150H207ZM210 151V150H209ZM214 151H216V150H214ZM221 151H222V149H221ZM223 152V153H225V154H227L226 152ZM240 151V150H239ZM242 152H244L243 150H241ZM252 151H254V150H252ZM40 152V151H39ZM44 152V151H43ZM53 152H54V150H53ZM61 152V151H60ZM59 152V153H60ZM103 152V151H102ZM115 152V151H114ZM156 152V151H155ZM251 152V151H250ZM249 152V153H250ZM254 152H256V151H254ZM42 153V152H41ZM47 153V152H46ZM45 153V154H46ZM96 153V152H95ZM105 153H106V151H105ZM104 153V154H105ZM120 153V152H119ZM123 153V152H122ZM129 153V152H128ZM209 153H211V152H209ZM214 154H215V152H213ZM239 154H240V152H238ZM246 153V152H245ZM257 153H254V154H257ZM35 154V153H34ZM94 154V153H93ZM134 154V153H133ZM150 154V153H149ZM212 154V153H211ZM251 154V153H250ZM31 155L33 156V154L31 153ZM47 155H52L53 156V158H51V157H48V156H43V161H45V164H43L44 165V170H42V169H40V171L42 170V176L44 177V182H45V187H44V190H45V192H42L43 191V189H42V193H43V195H44V193H45V195L49 192V193H51L50 191H52V189H54L52 192H55L54 194H56L59 198H62V194H61V191H60V188L58 189V182H62L61 180H64L63 178H62V176H64L63 175V168L64 167H62V163H61V160H62V158L63 157H61V155L60 154H58V152L56 151V152H54L53 154L51 153V154H47ZM59 155H60V157H61V160H60V158H59ZM99 155H102V154H99ZM115 155V154H114ZM142 155V154H141ZM153 155V154H152ZM206 155V154H205ZM204 155V156H205ZM213 155V154H212ZM216 155V154H215ZM224 155V154H223ZM241 155V154H240ZM239 155V156H240ZM246 155V154H245ZM39 156H42V155H39V154H37V156H35L34 155V157H39ZM108 156H111L110 154L108 155ZM107 156V153L105 154V157L107 158L108 157ZM127 155H125V157H126ZM131 156V155H130ZM209 156V155H208ZM221 156H222V153H221ZM241 156H244V155H241ZM249 156H252V155H249ZM249 156H248V158H249ZM255 156H258V155H255ZM73 157V156H72ZM101 157V156H100ZM104 157V158H105ZM117 157V156H116ZM129 157V156H128ZM127 157V158H128ZM155 157V156H154ZM153 157V158H154ZM71 158V157H70ZM77 158V157H76ZM103 158V157H102ZM110 157H108L107 159H108V161H111L110 159H109ZM118 158V157H117ZM122 159H123V157H121ZM150 158H151V156H150ZM216 158V157H215ZM214 158V159H215ZM256 158V157H255ZM255 158H253V159H255ZM33 159H36V160H38V161H40V162H42L40 159H41V157H39V158H33ZM33 159H31V160H33ZM107 159H106V162H107ZM129 159H131V157L129 158ZM160 159V158H159ZM199 159H200V157H199ZM211 159V158H210ZM242 159H243V157H242ZM251 159V158H250ZM249 159V160H250ZM253 159H252V161H253ZM258 159V158H257ZM257 159H256V161L255 162H257ZM260 159V158H259ZM262 159V158H261ZM260 159V160H261ZM94 160H96V159H94ZM99 160H101V159H99ZM104 160V159H103ZM118 160V159H117ZM119 160H121V159H119ZM156 160V159H155ZM64 161V160H63ZM93 161V160H92ZM124 161V160H123ZM144 161V160H143ZM148 161V160H147ZM150 161V160H149ZM245 161H247V160H245ZM244 161V162H245ZM33 162H34V160H33ZM105 162V161H104ZM151 162V164H152V161H150ZM157 162H158V160H157ZM161 162V161H160ZM241 163H242V161H240ZM251 162V161H250ZM249 162V163H250ZM2 163V162H1ZM35 163V162H34ZM36 163H37V161H36ZM43 163V162H42ZM96 163V162H95ZM108 163V162H107ZM118 163V162H117ZM121 163V162H120ZM123 163V162H122ZM128 163H130V160H129V162ZM142 163V162H141ZM251 163H254V162H251ZM250 163V164H251ZM262 163V162H261ZM10 164V163H9ZM91 164V163H90ZM110 164H112L111 162H110ZM135 164V163H134ZM150 164V165H151ZM153 164H154V162H153ZM160 164V163H159ZM258 164V163H257ZM256 164V165H257ZM4 165V164H3ZM119 165V164H118ZM124 165V164H123ZM131 165V164H130ZM142 165V164H141ZM149 165V164H148ZM199 165V164H198ZM243 165V164H242ZM251 165H253V164H251ZM255 165V166H256ZM262 165V164H261ZM264 165V164H263ZM34 166V165H33ZM36 166V165H35ZM42 166V165H41ZM64 166V165H63ZM109 166H112V165H109ZM154 166V165H153ZM157 166V165H156ZM244 166V165H243ZM246 166H248L247 165V163L245 164V167ZM254 166V165H253ZM253 166H251V167H253ZM255 166H254V169H255ZM258 166V165H257ZM3 167V166H2ZM14 167V166H13ZM102 167H103V165H102ZM147 167V166H146ZM250 167V168H251ZM7 168V167H6ZM15 168V167H14ZM104 168H105V166H104ZM119 168H121V167H119ZM134 168V167H133ZM156 168V167H155ZM240 168H241V166H240ZM249 168V167H248ZM248 168H246V169H248ZM19 169V168H18ZM30 169V168H29ZM36 169V168H35ZM70 169V168H69ZM92 169V168H91ZM99 169V168H98ZM110 169V168H109ZM115 169V168H114ZM123 169H124V167H123ZM157 169H158V167H157ZM246 169H244V170H246ZM253 169V168H252ZM257 169V168H256ZM15 170H17V169H15ZM64 170H65V168H64ZM77 170V169H76ZM95 170V169H94ZM103 170V169H102ZM111 170L112 171H115V170H113L112 169V167H111ZM111 170H109L110 172H111ZM121 170H122V168H121ZM129 170V169H128ZM137 170V169H136ZM147 170V169H146ZM154 170V169H153ZM241 170V169H240ZM250 170V169H249ZM259 170H261V169H259ZM262 170H263V167H262ZM261 170V171H262ZM1 171V170H0ZM8 171H9V168H8V170H7V174H10V173H8ZM11 171V170H10ZM21 171H22V169H21ZM28 171V170H27ZM35 171V170H34ZM81 171V170H80ZM108 171V172H109ZM116 171H117V169H116ZM125 171V170H124ZM156 171H158V170H156ZM218 171V170H217ZM247 171V170H246ZM252 171V170H251ZM250 171V172H251ZM260 171V172H261ZM13 172V171H12ZM24 172V171H23ZM36 172V171H35ZM63 172V173H62ZM123 172V171H122ZM126 172V171H125ZM130 172H131V170H130ZM145 172V171H144ZM152 172V171H151ZM197 172H199V171H197ZM242 172V171H241ZM17 173H19V172H17ZM25 173V172H24ZM39 173V172H38ZM121 173V172H120ZM129 173V172H128ZM136 173V172H135ZM134 173V174H135ZM141 173V172H140ZM196 173V172H195ZM195 173H194V175H195ZM256 173V172H255ZM264 173V172H263ZM16 174V173H15ZM27 174H28V172H27ZM26 174V175H27ZM65 174V173H64ZM112 174H114V173H112ZM117 174V173H116ZM218 174V173H217ZM240 175H241V173H239ZM247 174H249V172L247 173ZM0 175H2V174H0ZM4 175V174H3ZM12 175V174H11ZM19 175H20V173H19ZM22 175V174H21ZM29 175V174H28ZM73 175V174H72ZM111 175V174H110ZM115 175V174H114ZM118 175V174H117ZM124 175V174H123ZM146 175H147V173H146ZM145 175V176H146ZM197 175H199L198 173H197ZM239 175V176H240ZM246 175V174H245ZM264 175V174H263ZM23 176H25V175H23ZM46 176V177H45ZM97 176V175H96ZM132 176H134V175H132ZM137 176V175H136ZM139 176H140V174H139ZM144 176V175H143ZM150 176V175H149ZM242 176H243V174H242ZM246 176H248V175H246ZM1 177V176H0ZM3 177V176H2ZM15 177V176H14ZM37 177V176H36ZM77 177V176H76ZM104 177V176H103ZM135 177V176H134ZM147 177V176H146ZM199 177V176H198ZM220 177V176H219ZM218 177V178H219ZM258 177H260V176H258ZM262 177V176H261ZM6 178H9L10 179V176L8 175V177L6 176ZM12 178L13 177H11V179L10 180H12ZM35 178V177H34ZM39 178V177H38ZM120 178H121V176H120ZM138 178H140V177H138ZM149 178V177H148ZM241 178V177H240ZM243 178V177H242ZM248 178V177H247ZM3 179V178H2ZM14 179V178H13ZM18 179V178H17ZM33 179V178H32ZM36 179V178H35ZM43 179V178H42ZM133 179V178H132ZM134 179H136V178H134ZM133 179V180H134ZM192 179H193V177H192ZM196 180H197V176H196V178H195ZM199 179V178H198ZM244 179V178H243ZM255 179V178H254ZM262 179H264V178H262ZM6 180H8V179H6ZM15 180H16V178H15ZM256 180H257V178H256ZM3 181V180H2ZM14 181V180H13ZM26 181V180H25ZM36 181V180H35ZM39 181V179H37V182ZM142 181V180H141ZM150 181V180H149ZM198 181V180H197ZM241 181V180H240ZM253 181V180H252ZM252 181H251V183H252ZM262 181H264V180H262ZM8 182V181H7ZM7 182H5V184L6 185H8L7 184ZM22 182V181H21ZM24 182V181H23ZM34 182V181H33ZM33 182H31V180H30V183L32 184ZM36 182V183H37ZM128 182V181H127ZM249 182V181H248ZM257 182V181H256ZM260 182V181H259ZM1 183H3V182H1ZM14 183V182H13ZM12 183V184H13ZM15 183H19V182H15ZM28 183H29V181H28ZM27 183V184H28ZM39 183H41L40 181H39ZM63 183V182H62ZM75 183H76V181H75ZM74 183V184H75ZM78 183V182H77ZM243 183V181L241 182V184ZM250 183V184H251ZM253 183H254V181H253ZM43 184V183H42ZM244 184H245V180H244ZM261 184H263L262 182H261ZM18 185V184H17ZM16 185V186H17ZM29 185V184H28ZM59 185H60V183H59ZM62 185V184H61ZM197 185H198V183H197ZM196 185V186H197ZM243 185V184H242ZM253 185V184H252ZM1 186H2V184H1ZM15 186V185H14ZM16 186H15V188L14 187H12V185L10 184V186H8V187H6V186H4V188H8L7 190L6 189H4V190H6L7 191V195H8V200H9V205H8V207H9V209H13L14 207H15V204H16V199L14 200V197L18 194V193H22L23 191H21V192H18V188L16 189ZM22 186V185H21ZM23 186L26 188V186L24 185V183H23ZM22 186V187H23ZM30 186V185H29ZM32 186V185H31ZM38 186V185H37ZM44 186V185H43ZM42 186V187H43ZM143 186V185H142ZM254 186V185H253ZM253 186H251V188H253ZM255 186H257V185H255ZM17 187H19V188H21L20 187V185H18ZM23 187V188H24ZM33 187H34V183H33ZM33 187H29V189L30 188H33ZM36 187V186H35ZM76 187V186H75ZM243 187V186H242ZM247 187H248V185H247ZM62 188V187H61ZM199 188V187H198ZM245 188V187H244ZM257 188V187H256ZM34 189V188H33ZM40 189V188H39ZM79 189V188H78ZM142 189V188H141ZM196 189V188H195ZM213 189H214V187H213ZM3 190V189H2ZM3 190V192H5ZM22 190H24V189H22ZM26 190V189H25ZM27 190H28V188H27ZM38 190V189H37ZM37 190H36V192H37ZM150 190V189H149ZM197 190V189H196ZM215 190V189H214ZM254 190V189H253ZM252 190V191H253ZM257 190H258V188H257ZM256 190V191H257ZM1 191V190H0ZM29 191H31V190H28V191H26V192H28L29 193ZM140 191V190H139ZM142 191H144V190H142ZM195 191V190H194ZM198 191V190H197ZM218 191V190H217ZM217 191L215 192V193H217ZM245 191H246V188H245ZM2 192V191H1ZM2 192V193H3ZM25 192V191H24ZM32 192H34V191H32ZM35 192V194H38V193H36ZM79 192V191H78ZM212 192V191H211ZM243 192V191H242ZM249 192V191H248ZM39 193H40V191H39ZM48 193V194H49ZM219 193V192H218ZM217 193V194H218ZM253 193V192H252ZM251 193V194H252ZM254 193H255V191H254ZM23 194V193H22ZM21 194V196H23ZM220 194V193H219ZM247 194V193H246ZM246 194H243V195H246ZM250 193H248V195H249ZM256 194V193H255ZM1 195V194H0ZM3 195V194H2ZM1 195V196H2ZM19 195V194H18ZM17 195V196H18ZM27 195V194H26ZM28 195H30V194H28ZM26 196L25 198H28L29 196ZM42 194H41V196H43ZM52 196H53V194H51ZM56 195L54 196L55 198H56ZM248 195H247V197H248ZM254 195V194H253ZM16 196V197H17ZM20 196V195H19ZM20 196V197H21ZM24 196H25V193H24ZM31 196H33V194L31 195ZM30 196V197H31ZM48 195H46V196H44V197H47ZM251 196V195H250ZM33 197H35V196H33ZM65 197V196H64ZM79 197V196H78ZM246 197V198H247ZM6 198V197H5ZM19 197H17V199H18ZM25 198H24V200H25ZM48 198V197H47ZM54 198V200H56ZM245 198V197H244ZM7 199V198H6ZM29 199V198H28ZM30 199H32V198H30ZM40 199V198H39ZM64 199V198H63ZM242 199H243V197H242ZM249 199H251L252 200V198H249ZM33 200H35V199H33ZM44 201L46 200V198H44L43 199ZM49 200H50V198H49ZM147 200V199H146ZM248 200V199H247ZM17 201H19V200H17ZM21 201V200H20ZM32 201V200H31ZM41 201H42V198H41ZM40 201V202H41ZM60 201V200H59ZM153 201V200H152ZM15 202V203H14ZM26 202V201H25ZM33 202V201H32ZM62 202V201H61ZM64 202V201H63ZM250 202V201H249ZM20 203V202H19ZM23 203V202H22ZM21 203V204H22ZM51 203V202H50ZM244 203H246V202H244ZM34 204H36V202H34ZM43 204H44V202H43ZM46 204V203H45ZM74 204H75V202H74ZM159 204V203H158ZM262 204V203H261ZM264 204V203H263ZM17 205V204H16ZM29 205V204H28ZM27 205V206H28ZM42 205V204H41ZM47 205V204H46ZM17 206H19V205H17ZM26 206V205H25ZM35 206V205H34ZM33 206V207H34ZM37 206H39L38 204H37ZM56 207V204L54 203V205H52V206H50L51 208H55ZM63 206V205H62ZM65 206V205H64ZM67 206H68V204H67ZM257 206V205H256ZM260 207H263V205L261 206V205H259ZM30 207V206H29ZM46 207V206H45ZM44 207V208H45ZM49 207V208H50ZM72 207H73V204H72ZM28 208V207H27ZM36 208V207H35ZM48 208V207H47ZM65 208V207H64ZM76 208V207H75ZM38 209H39V207H38ZM37 209V210H38ZM74 209V208H73ZM258 209H259V207H258ZM28 210V209H27ZM26 210V211H27ZM40 210V209H39ZM48 210V209H47ZM67 210V209H66ZM32 211V210H31ZM42 211V210H41ZM20 212V211H19ZM51 212V211H50ZM260 212H261V210H260ZM13 213V212H12ZM262 213H264V207H263V211H262ZM12 219V218H11ZM261 221V220H260ZM11 222V221H10ZM38 223V222H37ZM54 223V222H53ZM56 223V222H55ZM259 223V222H258ZM264 222H262L261 224H263ZM34 224V223H33ZM32 224V225H33ZM31 225V224H30ZM38 226V225H37ZM22 250V249H21ZM24 250V249H23ZM154 258V257H153ZM197 259V258H196ZM157 260V259H156Z\"/></svg>",
    "mask_w": 264,
    "mask_h": 264
},
{
    "label": "flooded vegetation",
    "instance_id": "af4514ba",
    "mask_svg": "<svg viewBox=\"0 0 264 264\" xmlns=\"http://www.w3.org/2000/svg\"><path fill=\"white\" fill-rule=\"evenodd\" d=\"M166 1H167V3H169L171 6H173V5L180 6V4H183V3L185 2L184 0H183V1H184L183 3H182V0H181V1H180V0H178V1H177V0H174V1H173V0H172V2H171V0H166ZM169 1H170L171 3H170ZM258 1H259V0H258ZM258 1H256V0H246V1H245V0H244V1H242V3L245 4L246 7H248V8H247L248 10H249V9H250V10L252 9V12L247 10L248 14L252 15V16L249 15V19H248L249 22H248V23H250V22L252 21L251 23H253L252 25H254V27L257 26V25L259 24L258 26H259V28L261 27L262 30L259 29L258 26L255 27V29L257 28L259 31H262V32L264 33V30H263V28H264V22H263V23L261 22V21H264V20L258 18L257 14H255L257 11H259V9L256 8V7L259 6V5H258ZM176 2H177V3H176ZM246 2H247V3H246ZM255 2H256L257 4H256ZM263 2H264V1H263ZM172 3H173V4H172ZM249 3L251 4V6H250ZM252 3H253V4H252ZM247 4H248V5H247ZM254 4H255V5H254ZM257 5H258V6H257ZM254 6H256V7H254ZM253 7H254V8H253ZM254 9H255V10H254ZM245 11H246V10H245ZM249 12H250V13H249ZM251 13H252V14H251ZM253 13H254L255 15H254ZM95 14L98 15L97 13H95ZM255 16H256V17H255ZM251 19H252V20H251ZM256 19H257V20H256ZM250 20H251V21H250ZM254 21H255V22H254ZM255 23H257V24H255ZM142 25H143L144 28H143V27H140V26H142ZM142 25L138 26V27H140V31L143 30L142 32H143L144 34L147 33L146 35H147V36H150V37L152 38L153 35H155V34H154V32L152 31V28L150 29V26H151V25H150V24H148V25H144V24H142ZM149 25H150V26H149ZM147 26H149V27H147ZM245 26H246V24H245ZM246 27H247V26H246ZM255 29L253 28V30H255ZM257 29H256V30H257ZM147 30H150V31H147ZM145 31H146V32H145ZM151 31H152V36H151V34H149ZM148 32H149V33H148ZM232 33H233L234 36H235V33L232 32V31L229 33V35L232 34ZM148 34H149V35H148ZM158 34H159V33H158ZM158 34H157V37L154 36V37L152 38V40H154V41H153V42H152V41H149L148 44H147L146 46H148L149 44H151L152 46L158 48V45L155 44V39L158 38L159 36L161 37V36H162L161 34H163V33H160L159 35H158ZM164 34H165V33H164ZM164 34H163L162 37H164V39H166V41H165L163 38H159V39L161 40L160 43H161V45L166 44L168 50H169V48H170L171 53H173L172 55H174V56H172V55L169 54V55H170L169 58H171L172 60L175 59V58H177V57H179L181 60H183L185 57H187L188 59L185 58V61H187V60L191 59V56L194 54L193 52L196 51L195 53H197L198 51H201V50H202L201 52H203V53L205 54V58H206V59L204 58L203 62H204V61H207V63H205L206 66H211L209 63H211V61H213V60H215V62L213 61V64L215 63L216 65L214 64V65H212V66H217V65H218V66H222V65H224V61L227 60V58H230V57H233V56L238 57V56L244 54V53H245L244 51H246L245 54H247V52L250 53L251 50H252L251 52H253V50H254V48H250V49H248L250 46L253 47V46L249 43L248 40L245 41V43L241 42V41H242V38H243L242 36H241V39H240V41H239V42H240V45H238L239 43H237V45H235V44H236V43H235L236 41H235L234 38H233L234 36L231 35L232 37H231V36L228 37V35H227V36H226L227 38L223 37L220 41L217 42L218 44L216 43V44H217V49H218V50H217V51L215 50V52L212 51V53H213V54H212L213 57H211V56H210L211 54H209V55L207 54V53H209V52L211 53V51H209V49H200L199 46H197L196 44L191 43V40L188 39V38H186V37H183L184 40L182 39V37H180V38H181L180 40L183 42V45H185V47H184L179 39H177V40H175V41L173 40L174 42H173L172 39H171V41L173 42V43H171V42H169L170 37H169L167 34H165L166 37H167V38H166ZM225 35H226V34H225ZM130 36H131V35H130ZM243 36H244V35H243ZM134 37L138 38V36L135 35V34L132 35L130 38H134ZM168 37H169V38H168ZM154 38H155V39H154ZM185 38H186L188 41H187V40L185 41ZM229 38H230V39H229ZM231 38H232V39H231ZM261 38H264V36H262ZM168 39H169V40H168ZM163 40H164V42H163ZM223 40H224V41H223ZM227 40H228V41H229V40H230V41L232 40V42H230V41L228 42ZM141 41H142V40H141ZM179 41H180V42H179ZM225 41H227L226 43H227L228 45H226V44L224 43ZM233 41H234V43H233ZM162 42H163L164 44H163ZM166 42H167L168 44H167ZM176 42H179V43H177V44H179L178 46H176V45H177ZM184 42H185V44H184ZM221 42H222V43H221ZM246 42H247V44L249 45L248 47L246 46V45H247ZM174 43H175V45H174ZM180 43H181V45H180ZM186 43H188V45H187ZM189 43L192 44L191 46L193 47V49L199 47V48H198L199 50H198V49H197V50H195V49L193 50V49H192L193 51L191 52L190 50H191L192 47L189 45ZM223 43H224V44H223ZM231 43H232V45H231ZM241 43H243V44H245V45H243V44H241ZM209 44H213V43H209ZM221 44H222V45H221ZM262 44H263V45H262ZM262 44H260V45H258V46L256 47V50L258 51V55H257V62H258V63H257V62H255V63H254V62H249V63L246 64L245 66H256V65L258 66V65H262V63H261L262 61H263V64H264V54H263V53H264V52H263L264 40L262 41ZM169 45H170V46H169ZM195 45H196V46H195ZM220 45H221V46L226 45V46H225L226 49H225V47H223V49H222V47H220ZM152 46H151V47H152ZM168 46H169V48H168ZM171 46H172V47H171ZM174 46H176V47H174ZM189 46H190V48H188V49H189V51H188L186 48L189 47ZM228 46H229V48H228ZM235 46H236V47H235ZM243 46H244V47L246 46V49H245ZM162 47H163V46H162ZM183 47H184V48H183ZM219 47H220V48H219ZM232 47H233V48H232ZM240 47H242V48H244V49H242V48H240ZM260 47H261V48H260ZM164 48L166 49L165 45H164V47H163L162 49L164 50ZM174 48H175V49H174ZM176 48H178V49H176ZM236 48H237V49H236ZM185 49H186L187 51H186ZM219 49H222L223 51L225 50L224 53L222 52V50H219ZM227 49L230 50V51H227ZM235 49H236V50L239 49V50L236 51ZM168 50H164V53L166 54V53L168 52ZM170 50H169L168 53H170ZM173 50H174V51L176 50L175 52H178V50H179V52H178V53H175ZM182 50H183V52H182ZM233 50H234V51H233ZM165 51H166V52H165ZM172 51H173V52H172ZM185 51H186L187 53H186ZM207 51H208V52H207ZM231 51H232V53L235 54V55H233V54L231 53ZM235 51H236V52H235ZM239 51H240V52H239ZM242 51H243L244 53H243ZM188 52L190 53V56H189V53H188ZM219 52H220V55L224 56V54H225V56H224V57L221 56V58H220L219 55L217 56V53L219 54ZM229 52H230V54H229ZM168 53L166 54L167 56H168ZM174 53H175V54H174ZM192 53H193V54H192ZM215 53H216V55H215ZM238 53H239V54H238ZM260 53H261L262 55H261ZM185 54H186V55H185ZM227 54H228V56H227ZM236 54H237V55H236ZM259 54H260V55H259ZM180 55L183 56V57H181ZM206 55H207V56H206ZM171 56H172V57H175V56H176V57H175V58H172ZM216 56L218 57V59L216 58ZM262 56H263V57H262ZM189 57H190V58H189ZM207 57H208V58H207ZM179 58H178V59H179ZM211 58H213V60H212ZM214 58H215V59H214ZM262 58H263V60H261ZM222 59H223V60H222ZM224 59H225V60H224ZM210 60H211V61H210ZM191 61H192V60H190L189 62H191ZM216 61H218L219 63L216 62ZM220 61H221V64H220ZM222 61H223V64H222ZM194 62H195V64H194ZM198 62H199V61H198ZM198 62H196V61L193 59V63L191 62V67H192V66H198V65L200 64V62H199V63H198ZM203 62H202V63H203ZM217 63H218V64H217ZM201 66H203V65L201 64ZM208 69H209V68H207L206 70H208ZM235 70H236V69H233V72L226 73L227 76L224 75V76L227 77V78H228V76H229V78L227 79L228 81L226 80V78H225L224 76L222 77V78H225V80L223 79L222 81H223L224 83H226V84H224V83L221 81L217 86H216V85H212V84H215V83H213V81L211 80L213 77L216 76V74H214L215 76L212 75V74L209 75V76H210V78H209V81H210V82L208 81V84H209V83H210V84H209L208 87H210V89H209L210 92H211V90H212V93H215L217 96H220L223 100L228 101V102H230V103L233 102V104L239 106V105L241 104V100L239 99L238 95H236V94H238V92L235 91L234 89H236V88L238 87L237 81H240V77L237 75V70H238V72H239L240 70H239V69H237L236 71H235ZM234 72H236V74L233 75ZM231 75H232V76H231ZM211 76H213V77H211ZM235 76H236V77H235ZM232 78H236V79H232ZM237 78H238V79H237ZM235 80H237V81H235ZM232 81H233V82H232ZM228 83H229V84L231 83V85L234 83V85H232V86L230 85L231 87L235 86L234 89H233V88H230V86H229ZM236 85H237V86H236ZM215 87L218 88V90H219V87H220V93H221V95L218 94L219 91H218ZM226 87H227V88H226ZM228 87H229V89H228ZM211 88H212V89H211ZM213 88H215V90H214ZM221 88H222L223 90H222ZM224 88H225L227 91H226ZM232 89H233L234 91H233ZM238 89H239V88H237V90H238ZM222 91H223V92H222ZM229 92H231L232 94H231V93L228 94ZM236 92H237V93H236ZM224 95L227 96V97H225ZM223 97H224V98H223ZM231 100H232V102H231ZM238 102H240V103H238ZM238 104H239V105H238Z\"/></svg>",
    "mask_w": 264,
    "mask_h": 264
}]
</instances>
